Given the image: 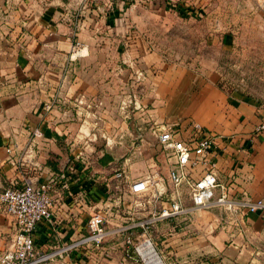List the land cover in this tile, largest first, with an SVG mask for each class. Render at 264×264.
<instances>
[{
  "label": "crops",
  "instance_id": "0c3cea01",
  "mask_svg": "<svg viewBox=\"0 0 264 264\" xmlns=\"http://www.w3.org/2000/svg\"><path fill=\"white\" fill-rule=\"evenodd\" d=\"M79 4L89 9L88 2L77 0H0V142L11 148L8 153L5 146H0L3 173L12 182L15 172L18 184L28 176L39 181L51 178L56 171L55 163H46L48 152L61 155L59 160L68 154L58 138L73 139L70 155L78 162L64 172L68 175L65 180L70 184V193L56 186L62 178L50 190L52 215L40 222L34 233L37 247L44 250L65 243L85 228L86 196L78 185L95 181L105 187L114 177V173L103 174L110 163L119 161L124 168L129 167L132 177L156 172L165 182L169 167L165 155L163 158L156 155L147 159L144 173L131 172L130 162L141 152L144 136L151 132L141 127L128 129L126 122L131 115L116 104L117 90L112 94L103 92L100 82L85 75L88 70L83 61L91 56L88 43L84 42L82 56L67 63L65 74L59 67L62 51L58 47L66 39L64 26L66 19H70L67 9L70 11ZM95 5L97 9L105 7L97 2ZM64 47L68 51L69 47ZM167 92L162 86L158 97L150 98L151 105L164 102ZM212 92L213 98L202 97L198 103L208 114L204 112L205 115L194 119L220 136L218 176L232 194L240 196L245 191L253 198H264V131L254 132V126L264 120V108L248 102L242 95L228 97L216 88ZM50 98L54 105L46 110L44 105ZM157 109L146 111L158 121H177L167 117L165 106ZM80 121L99 123L100 127L91 132V139L97 137L98 131L109 138L104 149L89 142L90 149L100 152L96 168L102 173L90 180L77 173V169L84 172L87 166L77 160L76 150L72 151L83 136L79 133L84 131L83 123L79 127ZM118 124L121 128L114 132V125ZM35 127L41 128V136L32 134ZM162 167H166L165 171ZM145 196L151 215L169 207L162 192H148ZM186 202L191 203L190 196ZM11 219L0 213V249L11 242L14 231ZM150 228L149 239L157 245L160 256H164L162 252L168 254L165 264H264V212L244 211L241 216H234L218 207L200 208L157 217ZM78 251L63 253L43 264H92L82 250Z\"/></svg>",
  "mask_w": 264,
  "mask_h": 264
},
{
  "label": "rangeland",
  "instance_id": "374dc122",
  "mask_svg": "<svg viewBox=\"0 0 264 264\" xmlns=\"http://www.w3.org/2000/svg\"><path fill=\"white\" fill-rule=\"evenodd\" d=\"M77 1L88 2L89 9L81 8L80 4L70 11L67 9L70 19H66L64 26L66 39L58 47L62 51L59 52V67L65 74L69 49L74 42L81 44V47L84 42L88 43L91 56L83 61L88 70L85 75L91 81L100 82L103 92L112 94L113 90H117L118 95L114 96L116 104L131 115L126 122L128 129L141 127L151 132V135L144 136L141 152L130 162L131 172L144 173L149 157L164 156L157 146V126L165 121L152 118L147 108L158 111L157 108L163 105L168 112L167 117L176 122L180 117L185 119L205 115L208 110L204 108V113L198 103L202 97L213 98L214 88L220 89L228 97L242 95L248 102L264 108V0ZM95 2L105 7L97 9ZM64 46L69 47L68 51ZM162 86L168 90L167 97L165 95L161 104L152 106L153 100L150 98L156 99ZM53 105L52 102L51 108ZM158 117L164 118L161 115ZM79 123V127L83 123L84 131L79 132L83 136L74 144L72 151L76 150L77 160L87 166L84 172L77 169V173H83L90 180L102 173L96 168L100 152L92 147L90 149L89 142L97 149H104L109 138L98 131L97 137L91 139V132L96 126L100 127L99 123ZM101 123L104 126V122ZM120 128V124L114 125V132ZM57 140L63 143L68 154L63 152L66 156L59 160L61 155L49 151L45 160L46 163H55L56 173L53 175L62 178V182L56 186L70 193V184L65 180L68 175H64V172L69 165L78 163L71 158L69 150L70 143L74 141ZM0 146L5 144L0 142ZM108 166L103 173L107 176H112L123 167L119 161ZM125 172L132 178L129 167L125 168ZM12 173L14 178H10L13 183L0 165V188L18 185L15 172ZM78 187L81 194L86 196V224L91 215L100 213L107 233L98 245L92 242L82 244L69 252L82 250L92 264H144L135 246L145 242L151 230L152 223L141 225L151 215L147 212V197L131 194L127 180L118 179L115 175L105 187L95 181L80 183ZM162 188L163 198L167 202H172L176 194L180 197L181 206L188 205L186 200L189 194L185 186L176 189L166 180ZM11 222L14 224L12 219ZM86 232L85 225L65 243L80 238ZM127 236L130 243L126 241ZM150 242L160 261L169 260L165 252L160 257L157 245L151 239ZM144 244L150 245L145 242L141 246ZM128 245L134 249L135 259L126 255ZM138 250H142L140 246ZM123 257H126L125 260ZM160 264L165 263L161 261Z\"/></svg>",
  "mask_w": 264,
  "mask_h": 264
},
{
  "label": "built area",
  "instance_id": "2783aa9c",
  "mask_svg": "<svg viewBox=\"0 0 264 264\" xmlns=\"http://www.w3.org/2000/svg\"><path fill=\"white\" fill-rule=\"evenodd\" d=\"M81 53V44L74 42L69 49L67 62L75 61ZM52 102L51 100L45 103L46 110L51 109ZM262 131L264 120L254 127V132ZM32 134L41 136V128H33ZM157 142L169 163L167 180L176 189L178 186H185L191 203L181 206L180 197L175 194L169 207L161 208L158 214L146 217L141 223L142 226H147L157 217L200 208L218 207L234 216H241L244 211L264 212V198H253L245 191H242L240 196L232 194L227 183L220 180L217 159L222 146L220 136L214 130L206 128L194 118H185L175 123L159 124ZM5 150L11 152L9 146H5ZM114 175L118 179L127 180L128 191L133 195L163 192L164 179L156 172L129 178L122 167L116 170ZM57 181V176H51L45 181L34 180L28 176L21 184L0 188V213H5L14 220L11 242L7 247L0 249V264H43L82 244L92 242L98 245L103 239L107 233L104 218L100 213H96L88 218L87 232L80 238L49 250L37 247L34 233L38 224L52 215L53 198L50 190ZM126 241L130 243L129 236ZM125 251L126 255L135 259L134 249L127 247ZM135 251L144 264H148L138 246H135Z\"/></svg>",
  "mask_w": 264,
  "mask_h": 264
},
{
  "label": "bare ground",
  "instance_id": "6f19581e",
  "mask_svg": "<svg viewBox=\"0 0 264 264\" xmlns=\"http://www.w3.org/2000/svg\"><path fill=\"white\" fill-rule=\"evenodd\" d=\"M145 242H147V243H149L150 245H147V244H144V245H139L140 246V249H142L141 251L143 252V253H141V251H139L140 253H141V255L142 254H144L145 256H143V258L145 259V261L148 263V264H160V262L162 261H160L158 258H157V256L155 255V251H153V248H152V243L150 242V240H146ZM144 242V243H145ZM138 246V247H139ZM155 250V249H154ZM156 254H157V252H156ZM158 255V254H157ZM158 257H159V255H158ZM160 258V257H159ZM161 259V258H160Z\"/></svg>",
  "mask_w": 264,
  "mask_h": 264
}]
</instances>
